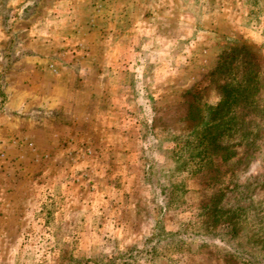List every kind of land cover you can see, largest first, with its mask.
<instances>
[{
  "label": "rangeland",
  "instance_id": "1",
  "mask_svg": "<svg viewBox=\"0 0 264 264\" xmlns=\"http://www.w3.org/2000/svg\"><path fill=\"white\" fill-rule=\"evenodd\" d=\"M0 264H264V0H0Z\"/></svg>",
  "mask_w": 264,
  "mask_h": 264
},
{
  "label": "trees",
  "instance_id": "2",
  "mask_svg": "<svg viewBox=\"0 0 264 264\" xmlns=\"http://www.w3.org/2000/svg\"><path fill=\"white\" fill-rule=\"evenodd\" d=\"M204 132V131H203ZM202 134V133H201ZM200 134V135H201ZM201 136H203L202 137V140H200V142L198 143V145H203L202 143V141L203 140H205V138H206V136L205 135H201ZM188 145L190 144V142H186ZM187 144H185L186 146H188ZM188 156H190V158H192L193 156L191 155V154H189ZM165 200H166V198H165ZM168 201V200H167ZM166 201V202H167ZM172 201V200H171ZM170 201V202H171ZM169 203V202H168ZM163 228L162 229H160V225L159 224H156L155 225V229H154V232H153V234L151 235V236H149L148 237V239H147V242L148 243H152L153 242V240L155 239V237H157L158 239L161 237V235H162V233H163ZM161 239V238H160ZM161 240H163V239H161ZM161 240H158V241H161ZM133 251H135V248H132V249H130L129 250V252H126L125 254H120V257H123V258H127V257H131L132 256V254L134 253ZM154 251H155V249H154Z\"/></svg>",
  "mask_w": 264,
  "mask_h": 264
}]
</instances>
